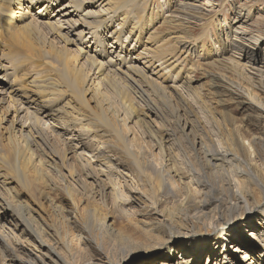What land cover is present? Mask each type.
Segmentation results:
<instances>
[{
    "label": "rangeland",
    "instance_id": "obj_1",
    "mask_svg": "<svg viewBox=\"0 0 264 264\" xmlns=\"http://www.w3.org/2000/svg\"><path fill=\"white\" fill-rule=\"evenodd\" d=\"M82 1L86 3L85 11L101 9V2L94 10V5L89 3L93 0H78ZM130 1L114 0L104 9L121 7ZM144 1L141 0L142 5L134 1L136 7L126 8L123 13L143 18L140 23L143 29L137 30L141 33V42L145 44L150 37L152 49L168 55L165 58L170 59L169 64H178L176 71L168 70L167 77L174 85L186 88L185 99L189 98L186 106L172 97L165 100L167 105H163L162 95L154 93L152 85L145 86L135 77L132 79L145 88L153 103L145 102L146 98L130 81L119 80V89L94 86L98 80H94L93 70L83 64L84 57L77 51L80 45L74 35H67L71 43L66 44V48L72 51L62 55L59 51L65 46L63 38L50 37L48 31L38 26L30 30L21 23L9 29L11 33L5 41L7 53L12 54L7 57L13 72L11 78L16 79L23 92L27 95L33 92L39 100L56 93L59 111L55 118H43L47 126L41 134H34L35 131L28 134L21 126L28 121L26 126L30 128L29 123L33 122L30 111L33 109L28 114H18L8 97L0 104V198L11 206L0 207V264H84L85 260L91 264H107L108 257L116 259L115 249H119V244L132 243L139 245L135 249L138 251L127 256L122 264H177L183 258L193 259L196 264H245L239 263L241 256L238 254L212 256L223 248V244L230 247L235 232L245 248L247 245L253 249L251 258L264 264V245L245 237L250 233V237L264 240V227L260 229L261 226H254L252 222L253 219L261 221L260 211L264 209L257 205L263 201V195L254 189L251 200L257 205L255 212L246 214L247 218L236 225L230 215L220 218L218 223L222 224L223 235L216 234L214 224L219 217H213L214 208L221 205H212L195 211L199 216L204 212L207 217L203 221L191 220L192 228L195 226L199 234H202L201 226L206 227L209 233L203 240L201 237L196 242L175 239L161 247L169 228L164 216L170 212L184 216L188 206L191 207L183 204L188 195L192 204L221 198L220 203L225 209L231 201L229 184L236 180L233 182L239 187L241 172L255 174L264 184V148L257 145L262 142L264 146V89L254 88L255 83L263 85L264 73L255 76L232 65L234 60L253 70L264 71V0ZM185 6L187 9L192 6L193 12H197L180 15V26H176L178 22L170 23L169 17ZM40 8L29 7V12L38 15ZM240 13L244 16L243 23L236 20ZM4 14L0 17L8 21ZM120 18L114 20L110 29H116L119 24L127 37L134 23L130 18ZM73 21L80 26L84 20L75 16ZM64 28L67 30V26ZM135 37L130 46L133 44L138 51L126 52L125 58H135L143 49ZM94 49H91L92 55ZM66 56L84 66L82 75L86 81L84 90H89L86 96L88 109L78 106L71 93L70 83L76 81V76L73 69L69 75L65 73ZM110 56L118 60L117 55ZM224 75L234 83L241 81L240 85L250 90V96L214 86L217 83L226 85L214 78ZM186 77L192 80L190 87L183 83ZM91 80L94 84L90 87ZM168 86V83L163 84L162 88ZM163 91L169 90L164 88ZM127 103L132 108L127 109ZM149 103L161 109L162 117L148 114V108L152 106ZM15 105L18 107L19 103ZM98 105L107 112L103 114ZM21 107L28 108L25 104ZM126 113L136 115L137 119L129 122ZM76 116L85 117L86 121L81 123L83 130L79 122H74L71 127L76 130L69 132L67 120ZM103 117L105 121H100ZM188 126L193 127V131L187 129ZM166 127L169 130H165ZM34 128L40 130L39 126ZM78 134L81 139L76 141ZM231 138L243 143L246 153L236 147L230 148L227 139ZM82 139L84 146L80 142ZM200 141L208 151H211L213 141L216 148L232 150L239 159L228 170H210L197 146ZM79 142L81 145L77 150L74 146ZM164 182L169 187L167 191L162 188ZM244 209H241L243 213ZM17 211L22 212L23 221ZM239 217L237 214L235 219ZM104 223L118 234L117 240L107 239L102 227ZM245 228L248 229L244 231ZM209 239L207 249L200 254L198 241ZM215 246L217 250L211 254Z\"/></svg>",
    "mask_w": 264,
    "mask_h": 264
},
{
    "label": "bare ground",
    "instance_id": "obj_2",
    "mask_svg": "<svg viewBox=\"0 0 264 264\" xmlns=\"http://www.w3.org/2000/svg\"><path fill=\"white\" fill-rule=\"evenodd\" d=\"M113 1L114 0H107L106 4H105L106 2L105 0H93L92 2H89L90 4L94 5V8H93L94 10L96 7H98V4L101 2L99 5L101 9H99V11L97 12H94L93 10L85 11L84 10L86 6L85 1L78 2V0H0V14L5 13L3 16L5 17L7 16L8 18V21H6V18L4 20L0 17V104H3L5 97L6 99L8 97L10 99V103L14 104V106L16 107L18 114H23V113L28 114V111L33 109L32 111H30L31 112L30 115L32 116V121H33L32 123L31 122L29 123L30 128L26 126L28 122L26 121V125L21 126L22 127L21 130L27 129L28 134H31L33 131H35L34 134H38V135L41 134L40 131L45 130L44 126H47L45 123H43V118L49 119L51 117L52 118L57 117L59 109H57L58 98H57L56 93L49 94L45 96L43 100H39V98H37L35 93L32 92L30 93V95H27L25 92H23L22 88H19L17 86L16 79L11 78L13 72H11L10 70V63L7 57H9V55H12V54L7 53L8 43L5 40L8 39L9 34L11 33L9 29H13L14 27H17L19 23L24 24V27H29L30 30H35L36 26H38L41 29L48 31L47 34L50 35V37L56 36L55 38H58V39L63 38L65 46L63 49H61V51H59V54H62V55L70 54V52L72 51V49L66 48V44L69 45L71 43V40L69 36L67 35L71 34V35L76 36V39L78 40V44L80 45L77 51L79 52L81 56L84 57L82 58L84 61L83 64L85 66H88L91 70H93L94 76H95L94 80L95 81L98 80V83L94 86L100 85L103 88L104 86L106 87L111 86L112 88L119 89V86H120L118 83L119 80L123 82L124 80L128 82L130 81L132 82V86H134L142 94V97L146 98L145 102H147V100H150L147 96V91L145 90V88L140 87V84H136L137 81L132 79L135 77V78H138V80L145 83L143 84L145 86L152 85V87L155 88L154 93L162 95V98L164 99V100L162 99L163 105H167L165 100H167V98L169 97L179 99L184 106L188 105L189 98L185 99L186 98L185 96L186 88L183 87L182 85L180 86L174 85L173 82L171 83V81H169L168 79L169 77H167L168 70H171V69L175 70L178 67L177 66L178 64L176 63L169 64L170 59H168L167 57L165 58V56H168V55L158 54L157 50L152 49L154 45L150 42V37L147 38V42L145 44L141 42V38L139 37L141 36V33H139L137 30L143 29L142 27H140V23L143 18L141 17L137 18L133 14L123 13L126 8H129L132 6L136 7V5H133L134 1L138 3L137 5H142L141 0H132L130 2H125L121 7L119 6L117 7L114 5L115 7H113L112 9H104V7L107 4L108 6L113 4ZM148 1L149 0H145L144 2L147 3ZM65 2L66 4H63ZM29 7L30 8L31 7L32 8L41 7V8L37 11L38 15L34 16L29 12ZM9 11H12V12L7 13ZM191 11L192 13H190ZM195 12L197 11L193 12L192 6H190L189 9H187V7L185 6L183 8L176 10L174 13L172 12L173 14L170 17L168 16L170 18L168 19V21L170 23L178 22L176 23L177 24L176 26L178 25L180 26L179 22L180 20H182L180 15L184 16L187 14H193V13L195 14ZM75 16H79L84 20L82 21V24H80V26L77 22L73 21V18ZM121 16L122 18H120ZM116 18H120L122 20H126L127 18H130L132 20V22L134 23V28H131V30H128L130 31L129 36L125 37L126 31L123 28L122 29L119 28V24L116 29L114 30L110 29L111 26L114 25V22H115L114 20ZM243 18L244 16L243 14H241L238 16L236 20L238 21V23L239 22L243 23L242 22ZM64 26H67V30L66 28H64ZM79 27H82V30H79ZM5 34H8V35L4 37ZM242 34L246 35L245 33H242ZM13 36L14 35H12V37ZM87 36H90V37L87 38ZM133 37H135V41L140 47H143V49L141 50V52L137 54L135 58H129V57L125 58L123 54H125L126 52L130 53V50H133L134 52L138 51V48L136 46H133V44L132 46H130V41L131 39H133ZM108 39L110 40V42H108ZM53 40H51V43H53ZM93 47H95L94 55L91 54V49ZM110 55H115V56L117 55L116 58L118 60L114 59L113 56L111 57ZM65 59H66L64 63L65 73L69 75L70 71L73 69V71L75 72V76H76V81L74 82L71 81L70 83L71 93L77 99L78 106L80 107L84 106L86 109H88V101L86 100V96L89 93V90H84V85L86 81L82 75L83 74L82 67L84 66L81 65V63L77 60H75L74 62L72 58L69 56H66ZM68 59L72 60V62L69 61ZM232 63H233L232 64L233 66H240V69H241L240 71H243V72L245 71L247 72V74L249 73L251 75L261 76L264 73V71L262 70H259V69L253 70V68H248V67H245L244 65H240L239 63H235L234 60H232ZM240 74L242 75L243 73L240 72ZM119 75L124 76V78L119 77ZM214 78L218 79L219 82L221 81L224 84H226L224 86L220 83L214 84V86L216 87H218L219 85L220 87L224 88L225 90H228L231 93H234L237 95L241 94L245 97L250 96L249 94H251L249 93L250 92L249 89H246L241 86L242 85L241 81L239 84L234 83L226 75L214 76ZM178 80L179 79H177V81ZM93 81L91 80L90 87L94 84ZM191 82L192 80L186 77L183 83L190 87L189 84ZM167 83L169 86L162 88L163 84H167ZM156 86H159V87H156ZM263 87H264V82H263V85H261L260 83L254 84V88H258L260 91L261 89H264ZM164 88H167V90L169 91L165 93V91H163ZM11 96H14V98ZM150 102L152 101L150 100ZM15 103H19L18 107L17 105H15ZM23 104L27 105L28 108L25 109L21 107ZM45 104L48 106H45ZM150 105L152 106L148 108V110L150 111V113L148 114L156 118L162 117L161 115L162 113L160 111L161 109H159L158 107L156 108L154 104H150ZM98 106H99V110L103 114L107 112V109L104 110L101 105H98ZM164 107L167 108L166 106ZM45 108L48 109V111ZM126 108L127 109L132 108V105L130 103H127ZM125 116H127V118L129 119V122H133L134 119H137L136 115L133 116L132 114L126 113ZM16 117L17 116H15L14 119H12L14 120L12 121L13 127L15 126V123H16L15 122ZM104 117L100 121H105ZM82 121L83 122L86 121L85 117L76 116L72 118L71 120H67V123L70 126H66V129L69 132L70 130L73 131L75 128L71 127V123L79 122V125H80L79 127L83 130L84 125L81 124ZM37 126H39L40 128V130L38 131H36V129L34 128ZM192 128L193 127H190V126L187 127V129H190L191 131H193ZM165 130H169V129L166 127ZM170 134L168 135L171 136ZM116 135L118 136V138L121 137V134L119 133V131L116 132ZM168 135H166V137H168ZM79 136L80 135L78 134L76 137V141L81 139ZM226 137H229V136H226ZM227 140H229L230 148L236 147L238 148L240 152L246 153L245 151L246 149H244L245 147L243 146V143L241 145V142L237 143V141H235L233 138L227 139ZM159 141L160 142L162 141L161 138H159ZM80 142L83 144V146L85 145L84 144L85 141L83 142V139L80 140ZM80 142L79 144H76V146H74L75 149L78 150V148L81 145ZM257 145L261 149L264 148L262 142H259ZM197 146L199 147V151L202 153L203 158L205 159L207 166L209 167L210 170H219V171L228 170L227 168H229L233 163H236L237 160L239 159L238 155L236 156V154L232 150H221L222 148L221 149L216 148L215 142L213 141H212V144L210 145L211 151H208L204 143L201 141L198 142ZM82 161L86 163L85 159L84 160L82 159ZM235 175H237V173H235ZM239 175L242 176L241 177L242 179H240L239 187L235 186L236 182H233V181H236V180H233V179H232L233 180L232 183L229 184V195L228 196L230 197L229 199H231V201H229L230 205L228 206V208L224 209V206H222V203H220L221 198H211V199L205 200V202L203 203L192 204L191 196L188 195L186 199L184 198L183 204L185 203L184 204L185 207L190 204L191 207L188 206V209H186L185 211L186 214L184 216L177 215L173 212L166 214V216H164L165 218L164 222L166 223V225L167 223L169 224V228L167 230V239L163 242L161 247L167 244H170V242H173L175 239H189V240H192V242H196L198 240V237H201L203 240L206 236V233L208 234L209 232L206 231V227L201 226L202 234L197 233L195 231V226L194 228H192L193 221L191 220L196 219L197 221H201L203 218H206L207 216L203 214L204 212L202 213L203 216L202 215L199 216L200 214L195 212L200 209H203L204 207H211L212 205H216V207H218L219 205H221L218 208H214V212H215V209H216V212H215V215L213 214V217H216V216L219 217L215 221V224H214V227L216 228V231H217L216 234H218V236L223 235V232L220 231L222 224L218 223L220 218L223 219L224 217H227L228 215H230L234 218L233 221H236L234 223V225H236L239 221L241 223L243 219L247 218L246 214H251L255 212L257 205L259 208L264 207V184L261 183L260 179H258L259 177H256L255 174L249 171H246V173L241 172ZM87 177L92 178L91 176H88V174H87ZM162 188L166 189L167 191L169 187L167 188V184L164 182V185ZM252 190L259 191L260 195L261 196L263 195V201L261 203H258L256 206H255L254 201L251 200V198L254 196V193ZM1 200L2 199L0 198V207L6 206L7 208H11V206L8 205V203H6L5 201H1ZM241 203L243 205H240ZM193 207H195V209ZM243 207L245 208L244 213L241 211ZM191 208H193V210H191ZM185 212H183V214ZM17 213L22 218L20 221H23L24 217L22 215V212L17 211ZM237 214H240V217L236 220L235 217L237 216ZM250 219H252V217ZM260 219L261 221H259V219H253L252 222H254V226L259 225L261 226L260 229H262L264 227V209L260 211ZM93 223H95V221ZM106 225L107 224L104 223L102 224V227H104L103 230L105 231V236H107V239L109 241L113 239L117 240L116 237L118 236V234L113 229H111L109 226H106ZM247 229L248 228H245L244 231H246ZM235 233H236V236H234V238L232 239V243H230V247L227 248L226 244L225 245L223 244V248L221 249L219 248L216 253L212 254L215 250H217V246H215L211 250L212 256L219 258L222 255L226 257L227 256L226 254H229V253L230 254L232 253L233 256L238 254V256L239 255L241 256L239 263L245 262V264H259L257 261H254L255 259L251 258L250 253L253 252V249L247 245L245 248V244L243 240L241 239L239 234H237V232ZM245 237L247 239H250L251 242L264 245V240H262L261 238H252L250 237V233H248V236H245ZM210 240L211 239L204 240V241H198V246L201 251L200 254H203L205 252V250L207 249L206 248L207 242ZM89 242L91 243V240ZM138 246H139L138 244L135 245L133 243L131 245H126V246L119 244V249L118 248L115 249L116 250L115 253H117L115 255L116 259H112L108 257L107 264H122L124 261H126L127 256H130L134 252L138 251V250H135L136 248H138ZM183 248H186V245H184ZM188 250L191 251L192 249L190 248ZM246 250H248L249 252H247ZM211 254L209 256H211ZM117 256H119V258ZM84 262H85L84 264H91L89 262H86V260ZM177 264H196V262L193 261V259L183 258L180 261H178Z\"/></svg>",
    "mask_w": 264,
    "mask_h": 264
}]
</instances>
